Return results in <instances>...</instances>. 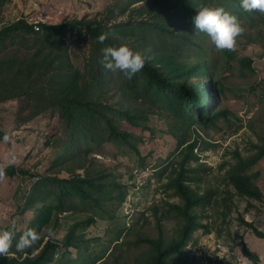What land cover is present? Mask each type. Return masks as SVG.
<instances>
[{
	"label": "rangeland",
	"instance_id": "obj_1",
	"mask_svg": "<svg viewBox=\"0 0 264 264\" xmlns=\"http://www.w3.org/2000/svg\"><path fill=\"white\" fill-rule=\"evenodd\" d=\"M138 5L131 4L130 0H4L0 6V30L22 19L29 24L43 21L50 25L84 18L118 23L127 20L132 8ZM229 14L236 17L242 29L232 49L217 50L206 35L198 33V36L194 32L184 51L185 58L189 55L187 62L208 66L209 81L218 83V100L208 105L222 115L213 126L205 128L200 124H180L163 103H130L128 109H134L131 112L139 117L140 126L122 122L121 128L140 137L138 155L124 145L105 142L93 144L89 156L94 163L109 169L115 181L124 186L125 199L120 206L115 199L102 210L76 200L72 210L59 216L56 227L52 223L37 233L38 238L45 235L42 248L49 239L62 243L75 223H83L75 230L76 247H59L53 264H151L152 251L147 239L157 238L158 224L166 241L175 238L182 226L181 220L168 208V204H180V199L167 186L168 173L164 169L178 157L186 141L197 142L193 151L197 160L193 159L189 167L198 170L196 175L200 181L192 183V187L199 193L211 189L218 194L213 196L211 205L197 211L198 226L179 261L253 264L242 254V244H245L258 255L259 264H264V237H257L251 229L264 234V156L249 170L256 175L263 195L261 201L239 197L223 182L229 164L235 162L236 152L247 158L256 154L257 146L264 144V13H251L250 18ZM66 40L71 64L81 76H86L89 42L76 45L70 35ZM192 43L196 46H189ZM33 45L32 38L23 35H13L0 45L1 94L7 85L24 86V65L19 67L16 61H28L35 53ZM242 59L250 65L242 64ZM3 61L14 62L9 71L7 63L1 64ZM17 68L23 73L12 84L10 80L16 76ZM208 79L203 78L205 82ZM28 99L24 94L0 96V129L8 137L0 141V171L8 166H15L19 171L14 177L0 178V230L10 227L16 237L27 231L37 217L36 208L42 205L38 203L24 210L39 176L69 178L68 169L73 165L72 151L69 154L65 149L66 129L60 112L52 109L27 119L31 101ZM77 173L82 175L83 171ZM227 191L233 195L232 210L223 222L220 215L223 210L216 207L215 199L220 201ZM88 219L93 222L85 225ZM49 230L53 237L47 235ZM36 245L34 242L30 248L35 249Z\"/></svg>",
	"mask_w": 264,
	"mask_h": 264
},
{
	"label": "trees",
	"instance_id": "obj_2",
	"mask_svg": "<svg viewBox=\"0 0 264 264\" xmlns=\"http://www.w3.org/2000/svg\"><path fill=\"white\" fill-rule=\"evenodd\" d=\"M3 2L4 0H0V6ZM130 3L140 5L132 8L127 20L118 23L111 22L110 19L88 21L84 18L64 20L56 25L38 23L40 29L36 31L34 24L22 19L0 30V45L13 35H23L32 38L35 48L29 62L16 61L19 67L24 65V86L12 88L7 85L3 93L13 97L24 94L31 100L27 119L52 109L58 110L66 129L65 149L69 154L72 151L73 156V165L68 169L71 173L69 178L41 175L33 185L24 210L38 203L42 204L36 208L37 217L28 227L36 234L52 223L56 227L59 216L72 210L76 200L87 202V205L93 204L101 210L115 199L118 206L123 203L124 186L115 181L109 169L94 163L89 156L93 144L105 142L124 145L138 155L137 144L141 142L140 137L121 128L122 122L132 127L140 126L137 122L139 117L131 112L134 109H128L130 103H163L182 125L191 123L200 124L205 128L213 126L222 115L217 114L208 105L210 101L218 100V83L209 81L207 65H201L199 62L189 63V55L186 58L184 56L187 43L194 34L190 17L202 5L226 8L227 12L235 14L238 18H250L249 14L258 12L243 11L239 0H130ZM134 15L137 18H133ZM102 34L105 39L99 41L98 37ZM67 35H70L71 41L76 45L84 41L90 44L86 76H81L70 62ZM121 44L127 45L144 57V66L138 72L126 75L119 70L110 71L103 67L102 50L107 46ZM189 46L194 47L196 44ZM12 62L3 61L1 64L7 63L9 67L6 69L9 71L14 63ZM240 62L246 63V66L250 65L246 59ZM17 69L19 70L16 76L10 80L12 84H15L18 80L16 77L23 73L20 68ZM203 78L208 81L205 82ZM2 94L0 93V96ZM144 119L146 117H143ZM5 135L0 129V138ZM86 144L87 147L84 148ZM196 145L197 142L186 141L178 157L164 169V173H168L167 186L172 188L180 199V204H168V208L181 220L182 226L175 238L166 241L158 224L157 238L147 239L152 251L151 264H188L180 262L179 256L198 226L197 211H203L211 205L213 196L218 194L216 190L211 189L199 193L196 187L191 185L200 181L196 175L198 170L189 167L193 159L197 160L193 153ZM256 150L255 155L247 158L236 152L235 162L229 164L223 182L239 197L259 202L263 195L256 183V175L249 170L263 158L264 144L257 146ZM77 171H83V174H76ZM17 174L19 171L15 166H8L0 171V178L14 177ZM232 197V193L227 191L220 201L215 199L216 207L223 210L220 214L223 222L232 210ZM92 222L93 219H88L85 225ZM241 222L251 226L243 220ZM81 225L83 223H75L62 243L49 239L41 248L45 237L43 235L35 240V249L26 248L24 253L15 251L18 236L13 235L12 246L8 251L14 256L0 257V264H53L59 247H76L75 230ZM251 229L257 237H264L256 228ZM5 230L11 231L10 227ZM39 248L40 251L35 254ZM242 254L253 264H259L258 255L245 244H242Z\"/></svg>",
	"mask_w": 264,
	"mask_h": 264
},
{
	"label": "clouds",
	"instance_id": "obj_3",
	"mask_svg": "<svg viewBox=\"0 0 264 264\" xmlns=\"http://www.w3.org/2000/svg\"><path fill=\"white\" fill-rule=\"evenodd\" d=\"M239 6L245 12L256 10L264 13V0H239ZM190 24L194 32L206 35L217 50L232 49L236 37L242 31L236 17L219 6L202 5L198 7L190 17ZM104 39L103 34L98 37L99 41ZM102 53L103 67L110 71L119 70L121 73L131 75L144 66V57L124 44L107 46ZM0 139L7 140L8 137L5 135ZM47 235L53 237L54 234L49 230ZM12 237V231L0 230V257L9 254ZM37 238L34 230L28 229L16 238L15 251L21 252L29 248Z\"/></svg>",
	"mask_w": 264,
	"mask_h": 264
},
{
	"label": "built area",
	"instance_id": "obj_4",
	"mask_svg": "<svg viewBox=\"0 0 264 264\" xmlns=\"http://www.w3.org/2000/svg\"><path fill=\"white\" fill-rule=\"evenodd\" d=\"M38 23H43V21H41V22L35 21V22H34V25H35L34 28H35L36 31H39V29H40V28L38 27Z\"/></svg>",
	"mask_w": 264,
	"mask_h": 264
}]
</instances>
